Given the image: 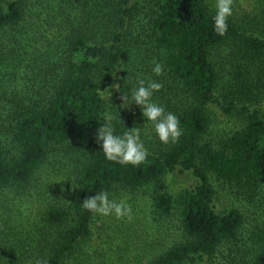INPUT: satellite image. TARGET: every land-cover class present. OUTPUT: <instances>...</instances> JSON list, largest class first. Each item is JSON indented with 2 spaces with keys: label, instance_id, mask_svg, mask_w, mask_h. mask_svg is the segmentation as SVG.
Listing matches in <instances>:
<instances>
[{
  "label": "trees",
  "instance_id": "trees-1",
  "mask_svg": "<svg viewBox=\"0 0 264 264\" xmlns=\"http://www.w3.org/2000/svg\"><path fill=\"white\" fill-rule=\"evenodd\" d=\"M214 15L215 0H0V264H82L99 215L82 201L102 190L178 213L180 238L145 264H215L242 243L225 264H264V220L245 239L246 216L227 198L264 216V0H234L224 35ZM137 75L162 83L153 100L178 116L177 142L122 102ZM106 113L118 134L141 128V165L105 159L95 132ZM53 184L55 202L42 194ZM32 189L36 211L18 215Z\"/></svg>",
  "mask_w": 264,
  "mask_h": 264
},
{
  "label": "rangeland",
  "instance_id": "rangeland-1",
  "mask_svg": "<svg viewBox=\"0 0 264 264\" xmlns=\"http://www.w3.org/2000/svg\"><path fill=\"white\" fill-rule=\"evenodd\" d=\"M28 7L29 10L32 9L30 5ZM221 119L224 120V118ZM229 124L228 120H226L225 124H221V127L230 126ZM217 129L215 127V130ZM48 171L47 167L40 171L37 186L43 184V182H47ZM51 175L52 182H54L55 180L62 181L67 174L65 170L61 169L54 173L51 172ZM166 181L175 192L186 187L185 182L173 176H168ZM52 186L55 185L53 184ZM34 191L35 189H32L30 193L28 192L22 198L18 206L20 208L18 215L21 213L25 215L29 208L33 210L32 212L36 211L40 196L38 197ZM43 191L48 201H56V196L59 194L56 186L55 189L53 187L50 189L43 187L42 194ZM220 193L225 195L221 189ZM226 194L230 196V194ZM227 198L228 204L241 208L246 216L244 238L247 239L252 231H256L258 230L257 228L262 227L264 216L259 212H255L246 203L244 204L234 196ZM124 199H126L133 209L132 218L130 220L127 218L117 219L114 215H111L112 218L108 219L109 216L98 215L95 219L91 241L88 242L84 249L86 255L83 257L82 264H89L91 258L95 260L96 264H138L139 262L145 264L153 255L180 238L179 215L177 212H174L171 217L161 218L155 212L151 213V203L146 196H137L136 200L130 197ZM18 215L15 216L16 220L19 219ZM3 228H5L4 225ZM101 229L107 230L102 231ZM16 230L19 231L18 228ZM242 244H239V248L233 246V253H228L225 249L222 253L219 252L215 264H225L224 259L239 261V255L237 254H241L244 248ZM95 252L98 254L97 257H95ZM105 253H107V256L102 257ZM120 255L124 258L122 261H120Z\"/></svg>",
  "mask_w": 264,
  "mask_h": 264
},
{
  "label": "clouds",
  "instance_id": "clouds-1",
  "mask_svg": "<svg viewBox=\"0 0 264 264\" xmlns=\"http://www.w3.org/2000/svg\"><path fill=\"white\" fill-rule=\"evenodd\" d=\"M233 3L234 0H215V15L212 21L214 30L219 35L227 32L228 19L233 12ZM163 71L160 63H154L152 72L156 76L162 75ZM162 87V83L157 80L146 81L142 76L137 75L136 83L128 93L122 92V102H126V106L131 102L141 106L142 116L146 121L151 122L154 134L159 141L164 144L175 143L183 135L178 116L166 111L163 105L153 100L154 93ZM100 117L103 121L96 129L95 140L100 145L105 159L123 165H141L148 157V151L141 139V128L133 126L122 134H118L112 123L116 119L114 114L106 113ZM82 207L99 215H114L117 219L130 220L133 215V209L126 199L119 201L110 199V193L107 190L86 196L82 201ZM37 264H45V262L38 261Z\"/></svg>",
  "mask_w": 264,
  "mask_h": 264
}]
</instances>
